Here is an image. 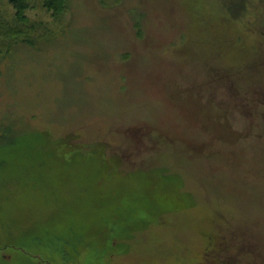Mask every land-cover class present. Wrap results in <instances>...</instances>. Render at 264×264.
I'll return each mask as SVG.
<instances>
[{
	"label": "rangeland",
	"instance_id": "obj_1",
	"mask_svg": "<svg viewBox=\"0 0 264 264\" xmlns=\"http://www.w3.org/2000/svg\"><path fill=\"white\" fill-rule=\"evenodd\" d=\"M235 1L28 0L0 264H264V0Z\"/></svg>",
	"mask_w": 264,
	"mask_h": 264
},
{
	"label": "trees",
	"instance_id": "obj_2",
	"mask_svg": "<svg viewBox=\"0 0 264 264\" xmlns=\"http://www.w3.org/2000/svg\"><path fill=\"white\" fill-rule=\"evenodd\" d=\"M68 1L69 0H43V6L44 8H46V10L52 12L53 15L57 16L62 14L67 9ZM234 1L229 0L230 11L236 8L237 10L244 8V6H242V3ZM9 3L15 10L13 16L15 22L7 21L3 16L0 15V38L2 43L0 44L7 50L11 49L12 44L18 40L17 37H12V39H10L8 38V36H17L25 33V26H27V24L29 23L26 11L30 6L28 0H9ZM233 4H236L235 7ZM6 132L7 130L0 131V144H2L6 139Z\"/></svg>",
	"mask_w": 264,
	"mask_h": 264
}]
</instances>
